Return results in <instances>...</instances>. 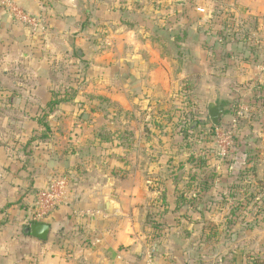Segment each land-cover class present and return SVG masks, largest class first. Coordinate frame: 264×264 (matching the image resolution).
Here are the masks:
<instances>
[{
  "label": "crops",
  "instance_id": "1",
  "mask_svg": "<svg viewBox=\"0 0 264 264\" xmlns=\"http://www.w3.org/2000/svg\"><path fill=\"white\" fill-rule=\"evenodd\" d=\"M12 1L39 17L46 33L33 35L0 6V64L7 66L0 80L12 82L0 89L9 102L0 104V264H144L148 248L157 264H184V231L195 235L203 217L213 221V209L230 206L222 196L232 190L231 175L206 169L216 178L210 190L183 205L178 194L195 198L190 177L200 174L171 166L187 162L190 151L173 152L183 138L158 136L163 150L155 156L152 141L148 152L132 140L125 149L77 119L108 85L131 126L145 113L148 127L167 124L171 113L177 122L173 107L184 94L220 104L217 98H236L252 110L245 135L258 130L264 150V0ZM65 85L72 102L49 117L50 138L31 143L42 130L36 118L53 95L68 93ZM60 176L69 177L70 191L41 241L26 232L27 221L36 193Z\"/></svg>",
  "mask_w": 264,
  "mask_h": 264
},
{
  "label": "rangeland",
  "instance_id": "2",
  "mask_svg": "<svg viewBox=\"0 0 264 264\" xmlns=\"http://www.w3.org/2000/svg\"><path fill=\"white\" fill-rule=\"evenodd\" d=\"M6 67L0 64V77H2L1 74ZM67 84H70V81ZM9 88H12L11 81L0 80V89ZM112 88L113 86L108 85L104 96L95 97L94 100H90L89 107L82 108L87 118L85 120L81 115L77 119L78 123L84 125V121H91L93 123V127L90 129L92 132L98 131L102 138L109 143H113L115 139L118 140L125 149L130 146L129 143L132 140L134 142L133 147H137V151L143 153L148 148L146 142L152 141L149 148L154 150L152 154L155 156L163 150V147L158 145V141H156L159 139L158 136L183 138L178 151L174 150L173 152L190 151L187 152L189 156L186 159L187 162L179 161L171 165L174 169H183L186 166L195 167L199 161L196 163L190 162V160L205 157L207 171L208 169L222 168L231 175L227 181V185L232 189L227 194L230 199V206L228 208L223 207L221 210L218 209L219 207L213 209L210 215L215 221L210 220V218L206 220L203 217L201 220L202 229L195 235H191L188 230L184 231L183 235H186L189 240L185 249L186 261L184 264H264V150L258 148L261 141L258 130L245 135L246 130H248L245 126L246 120L250 116L238 125L233 135L232 148L226 155L222 156L221 150L229 147L225 141H218L215 137V129H213L214 126L208 116L209 102L207 100L188 93L184 94L176 105L174 104L173 108H177L176 110L173 109L176 112L175 120L176 118L184 120L187 115H190L188 126H194V130L191 132L192 136L188 138L187 134L180 132L179 129L172 131L175 126V121L171 117L172 113L165 118L166 123H168L163 124L161 122L160 127L154 123L151 127L145 125L148 116L146 113L140 114V124L138 122V124L131 126L130 115L117 112L119 110L117 108L118 101L114 97ZM63 89L66 90L67 85ZM69 90L70 88L66 90L68 93L62 95L68 100L63 104L71 103L73 100ZM7 99L0 97V104H9ZM217 100L225 105L227 111L221 126H219L220 128L228 127L239 111V106L247 105V103L236 98L233 102L228 100L229 103L223 97L217 98ZM121 117L129 123L124 125L123 120H119ZM196 121L200 122L201 125H195L194 122ZM155 123H158L157 119H155ZM150 128L156 131L153 137H151L153 131ZM241 130L244 131L243 135L240 136L242 145L237 153V146L240 143L237 141L239 138L237 140L235 138L239 137ZM62 131L63 134L67 132L66 129H62ZM196 145H201L202 148L199 149ZM198 149L204 154L199 153ZM242 151L244 154L241 153ZM199 154H202L201 157H198ZM207 183L210 182L207 181ZM223 183L226 184V182ZM201 211L204 213L203 210ZM206 211L209 212V210ZM30 217L29 215L27 226L32 224Z\"/></svg>",
  "mask_w": 264,
  "mask_h": 264
},
{
  "label": "built area",
  "instance_id": "3",
  "mask_svg": "<svg viewBox=\"0 0 264 264\" xmlns=\"http://www.w3.org/2000/svg\"><path fill=\"white\" fill-rule=\"evenodd\" d=\"M0 6L3 7L16 22L31 31L33 35H45L46 28L39 17L26 13L12 0H0ZM250 113V107L246 104H242L239 106V111L228 127L215 128L216 139L218 141H225L229 147L228 149L223 148L221 150L222 156L226 155L232 148V140L236 128L250 116ZM70 183L71 181L68 176L55 177L52 178L43 189L36 193L30 214L32 224L46 222L52 212L66 201L70 191ZM144 264H157L153 249L148 248L146 250Z\"/></svg>",
  "mask_w": 264,
  "mask_h": 264
},
{
  "label": "trees",
  "instance_id": "4",
  "mask_svg": "<svg viewBox=\"0 0 264 264\" xmlns=\"http://www.w3.org/2000/svg\"><path fill=\"white\" fill-rule=\"evenodd\" d=\"M66 97V96H65ZM68 100L66 98H64V96L59 97L58 95H53V99L47 104L46 108L43 110L42 114L36 118L39 126H41L42 131L34 136L31 139V143L32 142H44L47 141L50 138V134H51V128L49 126V117L54 113V111L56 110V108L67 102ZM190 120V115H187L186 118L184 120L179 119L177 122H175V126L173 128V131H175V129H179L181 130L180 132H184L186 133L187 137L189 138L190 136H192V131L194 130L193 127L194 126H188ZM195 125H201L200 122L196 121L194 122ZM216 127H213V129H215ZM191 133V134H190ZM237 140V137L235 138ZM195 158V159H191V162H196L199 161V164H196L195 167L200 171L199 176H191L190 177V181L193 182H197V194L195 196V198L192 199H188L187 195L185 193H179L177 196V199L179 201V203L183 204V205H189L191 207L194 206V204L196 203V201H198L200 199V197L198 196L199 192H208L211 188L210 183L208 184L207 181L210 180H214L215 175L212 173L209 176H205V165H206V161L204 158ZM210 182V181H209ZM231 196V194H230ZM227 196H222V201H226L227 200ZM208 210V208L203 209V211ZM196 211L199 212V208H196ZM200 213H202V211H200ZM204 215V213H203ZM29 228V227H28Z\"/></svg>",
  "mask_w": 264,
  "mask_h": 264
},
{
  "label": "water",
  "instance_id": "5",
  "mask_svg": "<svg viewBox=\"0 0 264 264\" xmlns=\"http://www.w3.org/2000/svg\"><path fill=\"white\" fill-rule=\"evenodd\" d=\"M226 115V109L223 104L212 102L208 105V116L214 127H219L222 124L223 118ZM87 118V116H85ZM109 206V203H107ZM51 227L48 223H33L26 229L27 233H30L34 238L47 241L49 238ZM139 257L142 256V248L137 251Z\"/></svg>",
  "mask_w": 264,
  "mask_h": 264
}]
</instances>
